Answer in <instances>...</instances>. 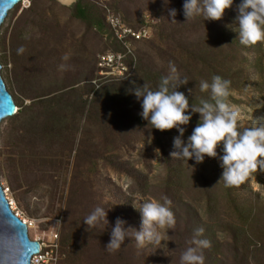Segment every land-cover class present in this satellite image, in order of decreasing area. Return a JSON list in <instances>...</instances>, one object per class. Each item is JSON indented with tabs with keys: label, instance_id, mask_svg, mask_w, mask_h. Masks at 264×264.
<instances>
[{
	"label": "rangeland",
	"instance_id": "obj_1",
	"mask_svg": "<svg viewBox=\"0 0 264 264\" xmlns=\"http://www.w3.org/2000/svg\"><path fill=\"white\" fill-rule=\"evenodd\" d=\"M76 1L21 0L1 24L0 73L17 106L14 115L0 122L1 185L14 211L33 222L29 237L53 247L59 262L181 264L182 253L194 246L193 221L211 219L205 193L174 182L181 170V176L202 172L207 161L216 166L218 182L223 169L218 158L205 156L202 164L171 158L179 133L152 128L140 116L142 98L131 89L147 85L158 90L171 63L189 81L178 91L190 107H198L202 99L211 101L210 90L201 92L200 82L222 76L231 81L228 102L240 110L241 130L251 127L264 116V44L240 43L236 17L242 0H234L220 21L203 16L186 21L185 0H107L122 22L144 26L149 34L130 42L129 72L101 75L98 55L116 51L107 12L98 0H84L97 6L95 17L104 18L100 31L73 15ZM169 9L176 10V22ZM20 47L22 54L17 53ZM143 68L150 69V77L136 82ZM199 120V113H193L183 126L185 142ZM217 152L223 155L222 145ZM232 189L239 207L252 208L253 219L241 223L239 214L219 199L212 237L202 238L211 242L201 249L204 264H264V242L253 234L264 229V172ZM165 198L176 225L159 230V245L137 247L130 232L119 250L105 248L117 218L139 230L140 204L164 203ZM97 206L107 211L109 223L88 227L84 220ZM240 224L244 231L237 235ZM53 233L58 234L55 241Z\"/></svg>",
	"mask_w": 264,
	"mask_h": 264
},
{
	"label": "clouds",
	"instance_id": "obj_2",
	"mask_svg": "<svg viewBox=\"0 0 264 264\" xmlns=\"http://www.w3.org/2000/svg\"><path fill=\"white\" fill-rule=\"evenodd\" d=\"M234 0H185L183 12L186 21L203 16L204 20L220 21L226 9L233 6ZM238 38L242 45L253 46L264 44V0H242L237 6ZM177 12L169 9V17L176 22ZM232 27V26H230ZM226 46V45H225ZM224 47V46H223ZM24 48L17 49L22 54ZM67 58V57H65ZM135 85V81L132 82ZM189 81L181 78L175 65L170 63V74L161 78L158 90L152 91L147 85L134 86L131 92L141 100L140 116L161 132L176 129L178 136L173 138L174 151L171 158L194 160L202 164L205 156L218 158L223 169L220 181L226 187H240L256 172H264V116L255 118L256 123L241 130L239 121L240 110L228 102L231 81L218 75L212 77V82H200L201 92L210 90L211 101L201 100L200 106L194 107L188 97L178 89ZM192 89H188L189 94ZM17 109L15 110V112ZM193 113H199L200 120L192 134L183 139L185 127L192 119ZM222 145L223 155L218 157L217 149ZM159 153V150H156ZM171 201L165 198L164 203L156 200L141 203V227L136 230L125 227L126 221L117 218L111 228L110 240L105 246L107 250H119L124 245L130 232L134 233L137 247L146 244L162 242L159 230L172 229L176 225L173 211L169 207ZM136 209V208H135ZM102 223L108 225L107 211L97 206L84 220L88 227H97ZM204 229L197 228L191 244L181 255V264H204L201 249L211 246L207 239H199Z\"/></svg>",
	"mask_w": 264,
	"mask_h": 264
},
{
	"label": "trees",
	"instance_id": "obj_3",
	"mask_svg": "<svg viewBox=\"0 0 264 264\" xmlns=\"http://www.w3.org/2000/svg\"><path fill=\"white\" fill-rule=\"evenodd\" d=\"M94 6L97 8L96 5H93L89 2H86L84 0H77L75 2L74 7H73V15L78 17V18H81V19H84V20L90 22V24L96 25L98 27V29L100 31H102L104 18L103 17H95L93 11H95L96 8H94ZM109 8L111 10H113V12L115 11L111 5H109ZM115 13L118 14L117 11H115ZM228 15H229V13H228ZM125 24L131 26L129 23H125ZM106 27H107L109 36L113 37L112 41L116 44V51H125L122 44L114 37L112 29L110 27H108L107 25H106ZM135 41L137 42V41H141V40H135ZM128 58H130V57H127V59ZM134 63H135V61H134ZM128 66H130L129 63H128ZM140 71L145 76L139 75V77L136 78V82L137 81L139 82L144 77L145 78L150 77L151 71L149 68H146V69L143 68V69H140ZM128 72H129V70H128ZM220 77H222V76H220ZM222 78L226 79L225 77H222ZM159 84H160V82H159ZM111 90H112V87L109 88V91H111ZM112 91L114 92V90H112ZM207 162L203 163V171L202 172L199 171L197 173L194 172L191 174L187 173V174L181 176V173H182V170H181L180 176L175 181L176 183L174 182V184L177 186H180V185L184 184L185 182H187V185L189 188H191L193 190L195 189L196 191H203L205 193L207 213L210 216L211 222L210 223L209 222L208 223H204V222L199 223V222L193 221L191 228H190L192 230H194V229L196 230L197 228L202 227L204 229V233L201 237H199L201 239L202 238L210 239L212 237L213 227L215 226V224L212 222V220L216 219V217H217V215H215L216 214V208L215 207L218 205V203L221 199H224L227 206L228 207L230 206L231 208H233V210L236 213L239 214L238 218H239V221L241 223L244 224L248 220L253 219L252 208L250 207L248 209L247 206H243L242 208H241V206L239 207V205L237 204L238 201L235 198L234 194L232 193L233 187H226L224 181H222V180L218 182L216 172H215V170L213 171V169H215L216 166L213 165L212 162H208V163ZM205 164H207V165L209 164V166L211 168L207 169V167L204 166ZM257 217H258V215H257ZM263 220L264 219H262V223H264ZM257 221H258V219H257ZM240 225L236 227V230L238 232L237 235H239V233H242L244 231L242 224H240ZM263 228H264V226H263ZM253 234L258 238L257 239L258 241L264 242V229L259 234L255 233V232H253ZM236 237L238 239L240 238L239 236H236ZM255 249L257 250L259 248H255Z\"/></svg>",
	"mask_w": 264,
	"mask_h": 264
},
{
	"label": "water",
	"instance_id": "obj_4",
	"mask_svg": "<svg viewBox=\"0 0 264 264\" xmlns=\"http://www.w3.org/2000/svg\"><path fill=\"white\" fill-rule=\"evenodd\" d=\"M20 1L0 0V27L8 11ZM15 110L16 103L0 73V122ZM39 250L40 242L29 237L27 224L11 209L0 182V264H30Z\"/></svg>",
	"mask_w": 264,
	"mask_h": 264
},
{
	"label": "built area",
	"instance_id": "obj_5",
	"mask_svg": "<svg viewBox=\"0 0 264 264\" xmlns=\"http://www.w3.org/2000/svg\"><path fill=\"white\" fill-rule=\"evenodd\" d=\"M98 1L100 2L101 6H103L105 11L107 12L105 19L113 31L114 37L122 44L125 51H106V52L101 53L100 55H98V58H97V66L99 68L101 75L112 74V75H117V76H123L129 70L127 57L134 54L132 52V47L130 45V42L132 40H140V39L148 37L149 31L144 26L135 28V27L126 25L119 18L118 14L111 11L109 6L107 5V0H98ZM4 192L7 197L5 190ZM11 209L14 211L12 206H11ZM14 212L27 224L28 228L30 227V225L33 224V222L28 221V220H27L28 222H26L24 218L20 214H18V212L16 211ZM57 237H58V234L53 233L51 240L55 241ZM34 240H38L40 242V250L39 252L33 254L30 264H65V263L59 262L60 259H58V255L53 252V249H52L53 247L49 246L50 248H48L47 244L44 243L43 241L39 239H34Z\"/></svg>",
	"mask_w": 264,
	"mask_h": 264
},
{
	"label": "bare ground",
	"instance_id": "obj_6",
	"mask_svg": "<svg viewBox=\"0 0 264 264\" xmlns=\"http://www.w3.org/2000/svg\"><path fill=\"white\" fill-rule=\"evenodd\" d=\"M60 1H62V2H67V1H69V0H60ZM16 109H17V106H16ZM13 209H14V207H13ZM15 210V209H14ZM24 218V217H23ZM26 222H27V220L26 219H24Z\"/></svg>",
	"mask_w": 264,
	"mask_h": 264
}]
</instances>
